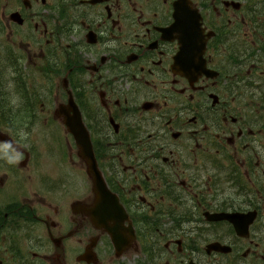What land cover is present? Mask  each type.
Returning <instances> with one entry per match:
<instances>
[{
	"label": "flooded vegetation",
	"instance_id": "flooded-vegetation-1",
	"mask_svg": "<svg viewBox=\"0 0 264 264\" xmlns=\"http://www.w3.org/2000/svg\"><path fill=\"white\" fill-rule=\"evenodd\" d=\"M0 264H264V0H0Z\"/></svg>",
	"mask_w": 264,
	"mask_h": 264
},
{
	"label": "water",
	"instance_id": "water-1",
	"mask_svg": "<svg viewBox=\"0 0 264 264\" xmlns=\"http://www.w3.org/2000/svg\"><path fill=\"white\" fill-rule=\"evenodd\" d=\"M175 18L178 22L182 21L181 18V11L179 10V7L175 10ZM77 119H70L68 121V130L71 131V133L75 137V141H77L78 147H80L81 152L83 153V157H87V159L92 161L91 165V173L95 177V181H98V178L100 174H98L96 169V164L94 163V156L91 148V142L88 138L87 130L84 128L81 118H79V115L76 116ZM97 176V177H96ZM100 179V178H99Z\"/></svg>",
	"mask_w": 264,
	"mask_h": 264
},
{
	"label": "rangeland",
	"instance_id": "rangeland-1",
	"mask_svg": "<svg viewBox=\"0 0 264 264\" xmlns=\"http://www.w3.org/2000/svg\"><path fill=\"white\" fill-rule=\"evenodd\" d=\"M59 131L60 133H57ZM66 132L67 131L63 127H60L58 129L48 128V130L47 129L36 130L38 140H44L45 138L52 137L55 140L57 139L58 141H62L60 138L65 139L67 136Z\"/></svg>",
	"mask_w": 264,
	"mask_h": 264
}]
</instances>
